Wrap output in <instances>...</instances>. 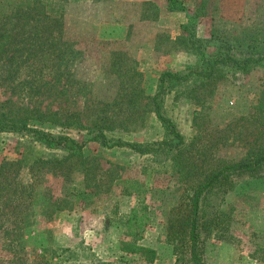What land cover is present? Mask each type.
I'll use <instances>...</instances> for the list:
<instances>
[{
	"label": "rangeland",
	"instance_id": "1",
	"mask_svg": "<svg viewBox=\"0 0 264 264\" xmlns=\"http://www.w3.org/2000/svg\"><path fill=\"white\" fill-rule=\"evenodd\" d=\"M182 1L186 11L168 10L167 0H67L66 37L75 42L78 51L68 68L79 84H73L76 91L70 88L62 96L52 91L53 95L50 92L39 98L42 107L60 105L66 113H78L83 123L94 119L98 108H106V115L118 123L128 119V128L115 124L106 130L112 140L145 143L171 139L146 103L162 72L184 71L197 62L190 44L184 46L177 40L187 36L181 28L188 22L187 15L199 14L194 34L207 55L229 49L237 56L250 52L264 55V0ZM129 68L136 71L142 90L135 96L130 94L129 79L118 77L119 70ZM263 76L264 70L258 66L246 75L236 73L218 81L207 98L206 112L197 120L193 115L198 107L187 93L190 85H171L163 95L162 109L185 142L191 143L188 149L205 151L199 158L202 170L220 161L239 159L254 141L264 144V128L252 120ZM8 99L17 105H32L27 98L17 99L0 88V102ZM36 126L80 141L87 132L48 122ZM83 150L89 167L87 182L80 171L67 172L46 163L37 162L28 169L37 156L47 159L63 152L45 149L16 133H0V163L20 159L25 166L19 176L36 180L34 223L20 231L25 243L17 248H9L0 238V264H187L186 253L176 261L174 244L168 240L169 221L185 207L187 192H183L170 160L162 153L150 156L97 143H88ZM232 181L231 190L223 193L215 189L206 200L209 213L220 207L229 214L224 228L229 234L205 239V264H264V169L254 175H233ZM92 182L99 184V193L93 188L84 190L86 183ZM53 202L66 206L54 218L44 215ZM141 203L149 220L139 243L156 250L153 263L118 247L130 210ZM6 228L17 230L15 224L5 222L0 233Z\"/></svg>",
	"mask_w": 264,
	"mask_h": 264
},
{
	"label": "trees",
	"instance_id": "2",
	"mask_svg": "<svg viewBox=\"0 0 264 264\" xmlns=\"http://www.w3.org/2000/svg\"><path fill=\"white\" fill-rule=\"evenodd\" d=\"M66 3L67 0H0V88L17 99L27 98L28 103L32 104L30 107L17 105L11 99L0 102V133H16L45 149L63 152L62 156L47 159L37 156L28 169L31 170L37 162L46 163L53 168L67 169V172L80 171L86 177V182L90 175L89 167L85 165L87 155L83 148L88 143H97L105 148L127 147L150 156L164 154L170 160V167L177 174L178 181L183 184V192L187 191L183 201L185 207L176 218L169 221L168 240L174 244L177 262L186 253L187 264H205V239L212 234L218 238L229 234L224 231L228 226L229 214L220 207L209 213L206 210L208 195L215 189L223 193L231 190L233 175H254L264 169V144L254 141L239 159L220 161L204 171L199 166V158L205 156V151L197 149L191 152L188 149L191 143L185 142L184 136L164 113L161 99L170 91L171 85H190L187 93L191 94L198 107L193 115L194 120H197L206 112L207 98L213 95L218 81L227 80L236 73L246 75L258 66L264 70V55L250 52L237 56L230 49L207 55L204 45L194 34L195 20L199 14L187 15L188 22L181 25L187 36H180L177 40L184 46L190 44L198 55L197 62L187 65L184 71L162 72L154 94L148 96L146 103L171 139L145 143L112 140L107 137L106 130L113 129L115 124H118V128H128V119L118 123L106 115V108H98L95 118L83 123L78 113H66L60 105L55 109L50 108L51 104L42 107V101L39 100L50 92L53 95L52 91L57 97L66 94L70 88L76 91L73 84H79L68 68L78 51L74 47L75 42L66 37ZM167 9L187 10L182 0H167ZM135 76L133 68L118 71L120 79H129L132 96L142 91ZM259 87L252 120L258 127L264 128V76ZM7 101L13 103L12 106L7 105ZM120 111L118 107L117 116ZM37 122H48L62 128L72 126L86 129V137L80 141L62 132H50L36 126ZM23 166L20 159L3 160L0 163V225L12 223L17 229L6 228L0 233L1 240L5 239L9 248H17L25 243L24 234L20 231L31 227L35 219L32 199L36 180L19 176ZM88 188H93L95 193L100 192L97 189L99 184L86 183L84 190ZM64 204L53 202L44 215L54 218L57 211L66 209ZM146 209L141 203L130 210L125 220V236L120 239L118 247L124 253L138 254L144 262L153 263L157 258L156 250L139 243L149 220Z\"/></svg>",
	"mask_w": 264,
	"mask_h": 264
}]
</instances>
